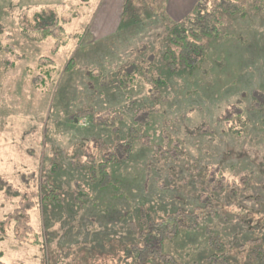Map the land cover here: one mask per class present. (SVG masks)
Returning <instances> with one entry per match:
<instances>
[{
	"label": "trees",
	"instance_id": "1",
	"mask_svg": "<svg viewBox=\"0 0 264 264\" xmlns=\"http://www.w3.org/2000/svg\"><path fill=\"white\" fill-rule=\"evenodd\" d=\"M209 1L197 0L183 18L175 19L168 12V0H125L117 36L108 41L107 48L103 42L88 46L82 51L87 53L82 65L78 66L74 57L68 62L66 73L79 72L83 66L87 77L84 86L76 87L78 97L71 95L69 101L78 106L73 119L79 123L85 117L89 126L76 125L73 132L90 133L87 138L99 141L100 146L87 161L80 146L74 169L83 176L72 178L75 191L62 192L49 178L47 184L60 193L48 190L45 184L42 200L47 211L51 203L70 199L69 204L76 207L71 214L78 211L84 221L99 224L98 229L84 233L83 241L73 242L70 253L75 262L96 264L108 259L109 264L263 263L264 219L255 226L250 224L253 219L247 220V229L240 223L232 228L230 222L220 219L226 213L231 220L233 214L228 210L234 202L245 214V191L252 193L259 183L253 184V174L247 173L246 188L240 193L236 188L234 194L231 184L217 183L225 178L227 167L236 175L248 170L245 160L236 157L229 165L221 144L225 136L240 143L251 134L249 127L256 122L261 127L264 103L251 107L260 115L259 121L246 116L247 109H242L237 115L238 128H228L224 133L217 119L214 129L209 124L207 131L198 129L193 136L183 132V125L189 123L188 113L198 112L204 118L211 107L213 111L215 103L205 98L219 79L214 72L219 60L211 57L213 46L231 40L248 44L250 37L237 36L235 24L248 22L244 27L247 31L264 27V0H212L213 5ZM38 21L40 27L35 32L39 41L52 36L53 26L62 29L59 16L40 14ZM124 33L136 36V43L120 46L119 36L122 44L128 40ZM153 35H157L159 45L158 39H150ZM259 41L257 52L261 53L263 40ZM104 47L109 53L104 54ZM95 49L99 52L94 53L96 57L88 58ZM229 63H223L220 69L228 71ZM44 73L51 76L50 70ZM250 76L254 86H263V81L256 84L255 77ZM262 76L264 73L258 78ZM200 97L205 105L198 100ZM65 98V89H61L59 103ZM252 100L256 101L254 97ZM169 108H178L175 118L170 117ZM218 135L224 138L214 145ZM210 169H214L212 178ZM258 211L264 213V202ZM51 225L46 218V228ZM234 229H240L233 233L240 237L231 240L227 235ZM248 241H255L251 250L246 248ZM59 261L56 252L49 256V264Z\"/></svg>",
	"mask_w": 264,
	"mask_h": 264
},
{
	"label": "rangeland",
	"instance_id": "2",
	"mask_svg": "<svg viewBox=\"0 0 264 264\" xmlns=\"http://www.w3.org/2000/svg\"><path fill=\"white\" fill-rule=\"evenodd\" d=\"M185 1L188 12L195 0H171L169 6L175 9ZM209 3L213 5L212 0ZM124 4L125 0H0V261L5 264H49V256H55V252L60 260L58 264H81L75 262L71 254L73 242L83 241L86 231L100 227L94 220L84 221L78 211L71 214L76 207L69 204L72 203L70 199L51 203L45 211L43 186L51 178L62 192L75 191L76 182L72 178L83 176L74 169L80 146H83L86 161L97 154L99 141L88 139L90 133L80 135L73 132L76 125L78 128L89 124L85 117H81L83 114H79L82 118L79 123L73 119L76 118L73 112L78 106L74 107L69 101L71 95L78 97L76 87L87 83L85 71L81 66L79 72L66 73V67L73 57L79 62L78 66L82 65L85 61V52L82 51L88 46L103 42L107 48L108 41L117 36ZM40 14L59 16L62 23V29L53 26L52 36L43 41L38 40L35 32L40 27ZM48 23L51 24V20ZM248 25V22L235 24L237 36L250 37L248 46L234 40L218 42L213 46L211 57L212 60H219L214 68L219 79L216 88L205 97L215 103L213 111L211 107L204 118L198 112L188 113L189 123L183 125L184 133L188 131L193 136L198 129L207 131L209 124L214 129L216 119L223 133L228 128H238L240 121L237 115L242 113V109H247L244 114L254 121L260 120L258 112H253L251 107L264 103V77L258 78L264 73V27L244 30ZM125 35L128 40L124 44L121 36L118 37L120 46L136 43L137 38L132 33ZM154 36L149 37L155 39L157 35ZM259 39L263 40L261 53L257 52ZM146 41L144 37L142 43ZM105 47L104 54L109 53ZM95 52L99 53L95 49L88 58L96 57ZM85 55L87 57V53ZM227 61L230 62L229 69L223 72L220 67L223 68V63ZM45 70H50V77L46 76ZM250 75L255 77L256 84L259 80L263 81V86H254ZM61 89H65L66 101L59 103ZM253 97L256 101L252 100ZM198 100L205 105L202 97ZM169 113L175 118L178 108H169ZM139 115L144 117V112ZM189 125L193 128L189 129ZM249 131L251 134L240 143L225 136V142L221 144V151L226 154L229 165L236 157L245 160L249 171L236 175L232 168L227 167L225 178L217 185L231 184V193L234 194L245 187L249 174L254 176L253 184L259 183L252 193L245 191V214L236 207L237 202L230 204L228 212L233 214L231 220L226 213L222 214V222H230L232 228L240 223L247 229V220L253 219L250 224L255 226L260 222L258 220L264 219V213L258 211L264 202V124L260 127L256 122L255 126L250 125ZM219 138L224 137L218 135L214 145H219ZM213 170H209L210 178ZM47 188L60 193L59 189L48 184ZM46 218L53 224L50 229L46 228ZM239 230L234 229L226 235L234 240L232 238L240 237V234H233ZM254 244L255 241H248L246 248ZM109 261L98 260L96 264H109Z\"/></svg>",
	"mask_w": 264,
	"mask_h": 264
},
{
	"label": "crops",
	"instance_id": "3",
	"mask_svg": "<svg viewBox=\"0 0 264 264\" xmlns=\"http://www.w3.org/2000/svg\"><path fill=\"white\" fill-rule=\"evenodd\" d=\"M197 0L194 1V3L191 5L190 9L188 10V12L191 10V8L193 7V5L195 4ZM171 3V0H168V12L170 15H172L173 17L175 16L176 19H180L183 18L188 12H186V1L182 2L179 6H177L175 9L171 8V6H169V4ZM172 10V11H171Z\"/></svg>",
	"mask_w": 264,
	"mask_h": 264
}]
</instances>
